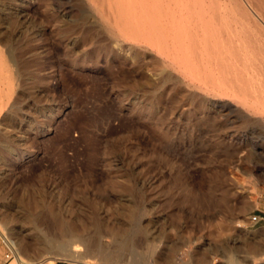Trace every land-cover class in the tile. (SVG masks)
I'll list each match as a JSON object with an SVG mask.
<instances>
[{
  "label": "rangeland",
  "instance_id": "obj_1",
  "mask_svg": "<svg viewBox=\"0 0 264 264\" xmlns=\"http://www.w3.org/2000/svg\"><path fill=\"white\" fill-rule=\"evenodd\" d=\"M124 1L0 0V264L11 249L26 264H118L83 247L45 250L56 221L97 216L153 228V264H209L264 193V111L205 88L200 26L186 69L184 38L175 50L152 33L151 7ZM172 1L180 12L190 0ZM218 1L235 37L257 45L264 75V0ZM127 208L133 217L107 216ZM119 264L139 263L128 251Z\"/></svg>",
  "mask_w": 264,
  "mask_h": 264
},
{
  "label": "bare ground",
  "instance_id": "obj_2",
  "mask_svg": "<svg viewBox=\"0 0 264 264\" xmlns=\"http://www.w3.org/2000/svg\"><path fill=\"white\" fill-rule=\"evenodd\" d=\"M126 1H129V0H125L124 2H126ZM136 1H135V3H137ZM150 1L149 0H139L140 6H141V7L139 6V9L142 8L141 12H145L146 11L145 9L147 7L149 10L152 9V12L150 11L151 14L150 15L148 14L149 18L151 17V25H152L151 28L153 31L152 33L153 34L155 33V35H158L161 38V40L162 39L167 40L168 38H171L170 39V41H171L173 39L174 42H173L172 47H174L175 50H177V51H179V39H180V37L184 38V39H182V41L185 40V42H187V44L185 45V47H186L185 51H187V56H186L185 60H183V63H182L183 65L187 66L186 69L189 68L188 67L189 64L191 66H193V68L195 65L197 66V64H196V62H197L196 61V57H197L196 52H198L197 51V49H198L197 48V39H198V33H199V26L202 29L203 46H202V51H201V54H202L201 57L203 60L202 66H203L204 70L201 71V74L199 75L200 76L199 80L206 85V86L205 85L204 86L207 90L218 89V90H221L222 93L226 94V95L228 94V92H230L233 95V97H235L237 99V100L235 99V101L239 102L244 107V109H245V107H247L248 109H250L251 111H253L256 114L258 112H260V109H262L261 111H264V75H263L261 69H259V63L257 62V60H258L257 56L258 55H256V53H255V50H257V49H254V45L256 47H257V45L256 44L253 45L251 43L252 41L250 40L252 38L248 39L245 36V34H244L245 38H240V37L236 38L235 37L234 34H235L236 29H233L231 27L230 22H228V21L224 22V19H223L224 17L220 14L221 9H226L225 5L222 6L220 1L217 2V0H211L210 4H208V5L205 3L206 2L205 0H190L191 1V3L189 1L190 4L188 3V1L185 4H183L181 9H183V7H184V9L186 10V13L181 14V9H179V8L178 9L180 10V12L178 10H176V8H174L172 10L169 9V0H167V1L166 0H150ZM173 1H172V3L175 2V1L174 2ZM176 1H178V0H176ZM131 2H132V0H131ZM122 3H123V1L119 4H122ZM198 3L201 4L200 7H199ZM230 3H232V2H230ZM113 4L115 5V3H113ZM127 4L128 3H126V5H125L126 8H127ZM133 4H131V5L134 6L135 4L134 5ZM175 4H176V2H175ZM181 4H182V2L180 3V5ZM114 5H112V6H114ZM121 6L123 7L124 5H121ZM137 6H138V4H137ZM137 6H135V7H137ZM176 6H179V5H176ZM117 7H119V6H117ZM135 7H134V10L136 9ZM150 7H151V9H150ZM179 7H181V6H179ZM126 8H125V10L127 11L128 8L127 9ZM128 10L130 11V9H128ZM114 11H116V10H114ZM139 11H137V12H139ZM131 12H132V10H131ZM124 14H125V12L123 13V15ZM134 14H137V13H134ZM201 14H203V16ZM119 15H121V14H119ZM129 15H130V13H129ZM164 16L169 17L170 21L168 22L167 19L165 20ZM196 17H199V18L196 19ZM246 17H248V16H246ZM118 18H120V17H118ZM135 18H137V16ZM125 19L126 18H124V20ZM130 19H129V21H130ZM118 20L121 21V19H118ZM247 20H249V19L247 18ZM139 24H141V23H139ZM142 24H143V22H142ZM263 24H264V22H263ZM125 25H127V24H125ZM134 25H135V23H134ZM136 25H138V24H136ZM129 26H130V22H129ZM261 26L264 27V25H261ZM125 28H126V26H125ZM127 28H129V27H127ZM135 29H136V27H135ZM146 29H148V28L146 27ZM137 30L139 32V29H137ZM133 31H134V28H133ZM121 32L124 33L123 31H120L118 33H121ZM244 33H246V32L244 31ZM262 34L264 36V30H262ZM168 35H172V37L168 36ZM126 36H128V35H126ZM129 37H131V36H129ZM260 37H262V36H260ZM132 39L133 38H131V41H132ZM257 39H258V37H257ZM236 42H237V44H236ZM149 43H150V41H149ZM182 43H184V42H182ZM254 43H256V42H254ZM148 44H146V45H148ZM127 46H129V45H127ZM165 46H167V45H165ZM149 47H151V46H149ZM185 47H184V49H185ZM259 47H258V49H259ZM162 48H164V47H162ZM160 49H161V47H160ZM165 50L168 51V49H166V48H165ZM158 51L160 52V50H158ZM169 54H170V51H169L168 55ZM259 54H260V50H259ZM261 55H263V54H261ZM263 56H262V60H263ZM179 57H181V56H179ZM168 58H170V57H168ZM173 60H175L174 62H172L174 64H176V63L179 64V62L181 63V61H182L181 59L179 61V58L177 56ZM200 60H201V58H200ZM263 64H264V62H263ZM171 65H173V64H170L169 66H171ZM170 68H172V67H170ZM178 68H175V66H174V70L175 69L178 70ZM193 68H190V69H193ZM190 69L187 70L188 73H189ZM193 71L197 72L198 70L193 69ZM182 72H184V71H182ZM198 72L200 73V71H198ZM195 77H197V76L195 75ZM199 85H200V83H199ZM202 88H203V86H202ZM206 89L204 90V93H205ZM210 93H211V91H210ZM218 97H220V96H218ZM237 106L238 105H236V107ZM18 202L21 205L24 204L23 203L24 201L20 200ZM118 214H121L122 218H123V216L131 218L134 216V211L131 208L123 209L122 211L121 210L120 211H118V210L107 211V216L109 218L115 217ZM105 235L110 236V238L112 239V244L108 247L103 246V243L101 242V238ZM153 238H155L153 235V228L150 229L149 226H145V225L133 226L130 223H124V224L121 223L118 226H116V225L110 226L107 223V221L100 220V219H98V216H97L94 219H92L89 226H86V224H84V223L81 224L80 226H78L76 224H66L62 221H56V223L54 225L53 234L51 236L47 237L45 240V250L48 252L50 250L57 248L60 251H68L69 249H72V248H75L77 250V249H80L83 247L84 250H83L82 255H81L83 257L91 256V257H102V258L108 259V260L113 259V260L117 261L118 264L122 261L123 255H125V253L129 251V252H131V255H133V257L138 261L139 264H149V263L153 264L152 262H150V261L155 259V249L156 248H155V245L153 243ZM25 248H26V245H25ZM10 264H26V262L22 256H19L16 254L14 256V259L12 260V262ZM38 264H50V263H41V261H40Z\"/></svg>",
  "mask_w": 264,
  "mask_h": 264
},
{
  "label": "crops",
  "instance_id": "obj_3",
  "mask_svg": "<svg viewBox=\"0 0 264 264\" xmlns=\"http://www.w3.org/2000/svg\"><path fill=\"white\" fill-rule=\"evenodd\" d=\"M256 214V222L239 225L241 230L233 238L234 245L227 239L225 247L211 248L209 264H264V193L259 197L251 215ZM235 241V242H234ZM53 264H97L72 262L58 259Z\"/></svg>",
  "mask_w": 264,
  "mask_h": 264
},
{
  "label": "built area",
  "instance_id": "obj_4",
  "mask_svg": "<svg viewBox=\"0 0 264 264\" xmlns=\"http://www.w3.org/2000/svg\"><path fill=\"white\" fill-rule=\"evenodd\" d=\"M258 220V216L256 214L252 215L250 217V221L251 222H256ZM14 258V252L13 250L11 249V251H9L8 253L5 254V260H4V263L10 261L11 259Z\"/></svg>",
  "mask_w": 264,
  "mask_h": 264
}]
</instances>
